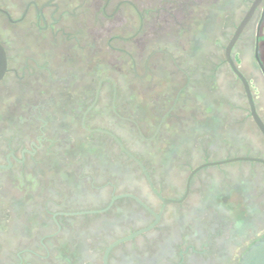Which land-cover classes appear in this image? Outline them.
<instances>
[{
	"label": "flooded vegetation",
	"instance_id": "af4514ba",
	"mask_svg": "<svg viewBox=\"0 0 264 264\" xmlns=\"http://www.w3.org/2000/svg\"><path fill=\"white\" fill-rule=\"evenodd\" d=\"M148 1L162 2L165 14L164 3H174L173 20H151L163 10ZM74 2L82 8L72 14L89 19L85 43L66 26ZM253 2L0 0L14 44L11 54L0 37L7 57L0 80V264H239L264 237V135L226 48ZM158 31H165L163 42L151 44ZM193 31L187 63L177 42ZM212 43L218 49L209 53ZM105 48L109 64L101 58ZM214 54L241 88L254 135L242 124L228 127V118L181 123L189 105L204 99L194 92L195 65H208ZM230 59L264 122V0ZM168 61L174 83L144 98L147 110L131 106L133 86L145 88L149 66ZM94 141L104 153H86Z\"/></svg>",
	"mask_w": 264,
	"mask_h": 264
},
{
	"label": "rangeland",
	"instance_id": "374dc122",
	"mask_svg": "<svg viewBox=\"0 0 264 264\" xmlns=\"http://www.w3.org/2000/svg\"><path fill=\"white\" fill-rule=\"evenodd\" d=\"M160 3L161 4H159V2L156 3L153 1L152 2L148 1V5H150V7L152 8L155 6V8L158 9L161 6L159 11L163 10L162 9L163 4L162 2ZM164 4L167 8L166 14L163 10L160 14L158 13V15L160 16H156L155 17L156 19L155 18L151 19V20H155V22L159 19L158 21L159 23H162V25L164 24L165 20L167 21L173 20L172 13L169 16H168V13H169V9L174 10L175 8L174 3L172 2H165ZM76 5H78V2H74V4L70 5L71 14L68 15L66 26L69 29V32L73 33L75 36L80 37L82 43H85L84 41L85 38L81 35V33H83L82 31H85L87 24H89V19L87 15L86 17H82V15L80 14L77 15V13L72 14L73 10L78 12L82 8L81 6H76ZM202 24H203L202 21L199 22L198 29ZM171 25L174 26V24H171ZM11 30L12 29L0 17V37L6 43L8 50L12 54L14 50V44L9 38V34ZM155 30L157 31L158 27H155ZM166 30L168 29H165V31ZM165 31H162V33L158 31V33L155 34V36L153 35L151 37V39L149 40L150 43L156 44V45L161 44L163 42L164 36L166 35L164 34ZM196 33L197 31H193L191 34L192 35L191 38L189 39L187 38L186 40L183 39L182 42L181 41L177 42V45L181 49L180 50L177 49L176 51L178 53L181 52L182 55H184L183 59L187 63L189 62L187 59L191 57L190 48L193 47L192 37H194ZM170 35L171 36L169 38L171 39V41H175V38L177 37V33L174 34L173 32H170ZM143 46H145V44ZM136 47L137 46L135 45L134 51H136L138 54L144 52L143 51L144 47H141L138 49ZM106 48L105 50L102 49L103 52H102L101 58L104 59L105 57L106 62L109 64L110 54H108V50H106ZM208 49H209L208 50L209 53L211 50L216 52V49H218V45L217 44L215 45L214 43H212L209 45ZM174 51L175 49H173V46L167 50L169 54L170 53L174 54ZM215 54L212 55V61L210 60L208 65L207 64L205 65L202 63H198L195 65V68L197 70V78H198V80L195 83L198 84V87L196 90H194V92L198 95H201L200 97L203 96L204 99L198 98L199 105H197V103L196 105L194 104L195 106L193 104L189 105V108L186 110V113L182 114L181 123L184 125L190 124L196 121L197 122L206 121L210 123H215V122L223 123L228 118L229 120V124L227 125L228 127L231 126L232 128H237L239 124H242L245 127L244 132H246L247 135H250V134L254 135L255 134L254 126L252 122L250 121V119L246 117L244 103L240 101V96L242 93L241 88L238 85V83L232 78L227 67L224 64H222L221 62L222 56L220 54L216 56ZM156 64L153 67L149 66V71L146 73V76L143 80L144 86H145L144 89L137 87V85L133 86V91H132L133 92L132 94L133 102L130 103L132 104L131 106H135V105L144 106L145 104L144 98H148L149 96L150 98H153L157 94L166 90L167 86L174 83V78L170 75V70L173 67L172 62L168 61L165 67H163V64L160 62L159 64H157V68H156ZM105 67L106 66L104 65V68ZM108 67L110 68V65ZM140 67L141 66L139 65L137 66V68L139 69L138 71H140L139 73H142ZM204 81L208 84H206ZM141 101L143 104L141 103ZM148 105H149V102L144 106V108L142 107V109L147 110ZM224 124H226V122H224ZM218 131H219L218 127H216V125L214 124L213 132L216 134V132ZM221 133L223 136H226L227 134L223 127L221 128ZM234 133L235 135L239 134V132L237 131ZM196 137L198 138L199 135H197ZM173 141H174V138L169 143H172ZM75 149H77V147H75ZM85 150H86V153H88L89 155L104 153L103 146L98 141L86 143ZM74 151L75 150H71V152H74ZM238 196L235 197V200L238 201V203L240 204V208L243 209L245 208L247 203L244 201V198L241 195H238Z\"/></svg>",
	"mask_w": 264,
	"mask_h": 264
},
{
	"label": "water",
	"instance_id": "95a60500",
	"mask_svg": "<svg viewBox=\"0 0 264 264\" xmlns=\"http://www.w3.org/2000/svg\"><path fill=\"white\" fill-rule=\"evenodd\" d=\"M259 2H260V0H254V2L252 4V6L250 7L249 11L245 15V17L242 19V21L240 22L238 27L236 28V30H235V32H234V34H233V36H232L227 48H226V57H227V60L229 61L230 65H231L233 71L242 80V82H243V84L245 86V89H246V92H247V96H248V99H249L251 116H252L255 124L258 126V128L260 129V131L264 135V122L261 119V117L259 116V114L256 112V109L254 107L253 101L251 100V95H250V92H249V88H248L247 82H246L244 76L239 72V70L235 67L234 63L230 59V51H231V47H232L233 43L237 39V37L240 34L241 30L243 29L244 25L246 24V22L248 21L249 17L251 16L255 6ZM6 68H7L6 52H5V49L2 46V44L0 43V80L4 76ZM253 159H255V158H253ZM232 160H236V158H231V159H227V160L219 161V162L232 161ZM207 164H211V163H207ZM117 242H118V240L116 242L112 243L108 247V249L112 245L117 243ZM239 264H264V237L254 241L247 248V250L243 253V255L241 257Z\"/></svg>",
	"mask_w": 264,
	"mask_h": 264
}]
</instances>
